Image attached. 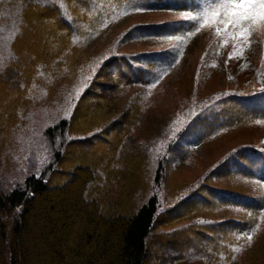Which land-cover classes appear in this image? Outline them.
<instances>
[{
  "label": "trees",
  "instance_id": "obj_1",
  "mask_svg": "<svg viewBox=\"0 0 264 264\" xmlns=\"http://www.w3.org/2000/svg\"><path fill=\"white\" fill-rule=\"evenodd\" d=\"M93 1L67 0L71 13H76L75 17L86 16L89 4ZM99 1L104 2L105 8L114 4H131L133 8L138 5L144 12L173 11L186 14L191 11L195 14L193 0H134V3H129V0ZM29 7L28 10L24 9L27 24L12 44L15 57L9 68L0 71V94L6 92L9 84V88L17 87L25 91L34 78H39L35 76L40 71L49 73L46 67L49 63L61 65L58 68L51 66V73L55 77L61 76L64 63L60 58L65 56V49L69 46L76 49V46L70 45L76 29L81 30L76 19L69 20L70 17L62 14L58 5L51 9L33 4ZM42 20L49 21L50 27L37 29L33 26ZM192 23L185 18L159 23H132L110 52L102 56L97 69L75 101L70 118L61 117L56 124L44 130L51 160L61 164L68 156L72 157L73 161H70L73 169L69 180L50 187L47 177L54 169L53 164L49 163L39 174L29 173L23 182L16 183L8 190L0 182V264H145L148 257H151L152 264H264V232L253 235L251 247L243 259L236 258L235 250L226 244L209 247L204 243L193 244L208 241L212 235L217 236L220 232L226 233L225 239L234 240L233 230L242 232L247 230V224H255L251 218H257L264 209V196H254L236 189L241 187L237 183L230 186L232 190H217L205 181L209 175L226 179L227 174L235 171L226 169L231 164L246 176L256 178L259 185H264L263 147L256 143L233 146L220 159L212 162L214 169L200 183L199 187H203L198 191H205L208 196L216 194L219 198L211 201L201 193L196 195L195 190L183 194L182 188L188 183L179 184L177 189L172 190L174 195L171 194L176 197L165 203L169 207L161 213H158L161 204L158 194L149 193L148 182L142 181L141 155L136 152V155L129 154L130 151H125L123 155L122 152L120 157L125 162L127 160L126 164L130 167L128 172L123 166V169L111 168V163L121 151L119 146L123 135L133 127L138 128L140 136H147L145 134L151 129L156 136H163L167 128L165 134L170 133L171 129L174 131V135L169 136L167 147L159 152L153 170L154 180L160 184L165 177V164H169V156L177 154L175 151L179 141L196 126L203 127V142L208 144L229 132L250 127L249 124L264 119V89H230L226 93L221 92L219 98L212 102L216 92L205 94L196 91L193 86V96L187 95L174 110H177V115L181 112L179 107L183 105L186 108L175 127L172 124L168 127L174 114L169 120L160 119L162 122L157 121L152 125V118L157 115L146 105V90L131 91L125 100L123 95L127 92L126 87L132 89L135 88L133 85L147 87L153 84L173 58L178 56L173 48L120 52L116 51L119 48L117 45H126L139 39L147 42L154 39L146 36L148 34H185ZM29 25L31 33H27ZM92 29L91 26L89 33H92ZM36 31L40 34L33 35L32 32ZM138 35L141 36L135 38ZM40 39L45 40H42L45 46ZM35 41H38L40 51L31 50L29 45ZM24 52L27 54L24 55ZM40 62L45 67L39 69ZM16 72H19L18 76ZM167 73L169 71L162 78ZM13 77L17 80L13 82L15 86L8 81ZM23 83L25 88L21 87ZM120 93L121 98H118ZM23 100L26 101V98ZM19 101L20 98L14 97L9 106L3 107L4 111L10 114V108H16ZM217 125H223L224 130L219 137L213 138L210 132ZM98 128L106 135L112 133V138L117 132L113 147L104 154L101 149L95 151L93 155L97 152L101 154L93 161L86 159L88 154L82 155L83 158L78 157L77 154L84 153L83 148L75 153L74 147H85L88 141L82 135ZM106 142L110 143V140L106 139ZM179 155H183V152ZM245 159H249L252 168L246 167L248 164L244 162ZM117 175H120L119 179L124 176L126 182L119 191V198L109 196V201L115 198L109 202L104 197L105 188L110 187ZM92 182L95 185L87 194L89 183ZM199 195L202 198L200 201L197 199ZM110 203L112 205L109 206ZM204 210L208 215H217V219L207 223L198 217L174 230L157 232L158 227L169 226L193 212ZM247 214L249 218H243ZM151 246L165 251L174 249L173 252L177 254L172 255V258L163 255L154 261L153 252L149 251Z\"/></svg>",
  "mask_w": 264,
  "mask_h": 264
},
{
  "label": "rangeland",
  "instance_id": "obj_2",
  "mask_svg": "<svg viewBox=\"0 0 264 264\" xmlns=\"http://www.w3.org/2000/svg\"><path fill=\"white\" fill-rule=\"evenodd\" d=\"M62 3L64 4L63 9L56 0H49L47 3L42 2V0H0V57L3 58L2 62H0V71L5 70L15 57V47H12V44L16 36L21 33L27 24L24 9L28 10L30 5L43 6L49 9L52 6L58 5L62 14L64 13L70 17L69 20L73 21V19H76V22L81 27V30L76 29V33H74L70 44L76 46V49L73 50L72 46H69L64 52L66 57L60 58L64 63V71L61 76L55 77L51 73L52 65L53 68L61 67V65H58L57 62L49 63L46 66L49 73H45L43 70L40 71L35 76L39 78H34L25 91L19 90L17 87L9 88V84L6 92L0 94V182L6 190L13 188L18 182H23L25 177L31 172L39 174L49 163L53 164L54 169V171H50L47 177V184L50 187L62 185L69 180L73 169V165L71 164V161H73L72 157L68 156V159L61 164L51 160L44 130L48 126L56 124L61 117H65L66 113H70L71 116L75 101L85 89L88 79L93 74V71L97 69L102 56L110 52L113 45H116L117 41H119L120 37L129 29L132 23H159L185 17V14L173 11H133L131 4H114L109 8H105L104 2L99 0L90 2L86 16L75 17L76 13H71L67 0H62ZM122 13L126 14L122 15ZM50 25L49 21L42 20L40 23L36 22L33 26L37 27V29H43L49 28ZM91 26L93 27L92 33H89ZM30 27L29 25L27 33H31ZM32 33L33 35H36L35 33L37 35L40 34L39 31ZM140 36L138 35L135 38ZM146 36L154 39L148 42L139 39L134 42H128L126 45L118 44L119 48L116 51L137 52L148 48H173L175 55L179 57L177 67L170 70L158 83H155L154 87L151 84L147 87L133 85L135 88H125V91H127L123 95L125 100L128 99L131 91L146 90V105H148L151 112L157 115L152 118V125L157 121L162 122L160 119H166L167 121L174 114V118L170 121L168 127L171 124L175 127L178 121L181 120L182 113L185 112L186 108L183 105L179 107L178 110L181 112L177 115H175L177 110H174L178 104H181L180 102L183 101V98L191 94L193 86L196 91L200 90L205 94L216 92L215 97L212 98V102H215L219 98L221 92L226 93L230 89H255L257 91L264 89V33L254 34L252 42L244 49L243 57H233L232 59H229V54L233 50L232 43L221 44L220 38L215 34V29L207 26L201 28L198 33H195L191 37H187L181 33L174 36H169L168 34H148ZM175 36H181L182 39L177 40ZM40 37L42 38V36ZM42 40L45 41L44 39H40L41 43H43ZM37 44L38 41L31 43L29 45L31 50L36 51L41 49ZM43 44L45 46V43ZM23 54L26 55L27 53L24 52ZM69 56H71V60H69ZM39 64V69L45 67L43 62ZM18 74L19 72H16V76ZM40 78L45 81V84ZM8 81L15 86L13 82L17 80L16 77H13L8 79ZM21 87L25 88V84L23 83ZM13 89L14 91H12ZM191 96L193 95L191 94ZM14 97L20 98V101L16 108H10L9 114V111H4L3 107L9 106ZM24 98H26V101L23 100ZM118 98H121V93ZM259 121L261 123H256L255 121L249 124L250 127L236 129V131L229 132L221 138L217 137L221 135L224 127L223 125H217L210 132L214 136L213 138L217 139L208 144L203 142V127L196 126L185 138L179 141V147L175 151L177 154L169 156V164H165L163 175L165 177H163L164 179L162 178L160 184L155 182L153 170L159 152H162L167 147L169 136H173L174 131L171 129L170 133L165 134L167 128L163 136H156L153 135L154 131L151 129L148 132L149 134H145L147 136L142 134L140 136L138 128L133 127L132 129L130 128L131 131L123 135L119 146V150L121 149V151L118 153L119 156L115 157L111 163V168L118 167L120 169L123 166L126 172H128L130 167L128 166L129 164H126L127 160L126 162L121 160L120 156L122 152H124L123 155L125 151H130L129 154L136 155L134 153L136 152L141 155L143 160L142 181L148 182L149 189L147 191L149 193L156 192L158 194L161 202L158 213L163 212L167 209L166 207H169L165 203L176 197L171 196V194L174 195L172 190H174L173 188L177 189L179 184L188 183V185L182 188L184 189L183 194L195 190L196 195L201 193L213 201L215 198H219V196L216 194L208 196L205 191H198V189L203 187H199L200 183L208 176L211 169H214L213 165H211L212 162L220 159L231 147L240 144L256 143L264 148V119ZM100 131L101 129L98 128L88 134L82 135L88 141H86L85 147H74L75 153H78L83 148L84 153L77 154L78 157L83 158L82 155L87 156L88 154L86 159L93 161L101 153L109 152V149L113 147L117 132H114V138H112V133L106 135ZM93 135L95 137L92 138ZM243 136L247 137V139H239ZM106 139L110 140V143L106 142ZM98 149L102 150L101 153L97 152V154L93 155ZM182 152L184 155L183 159V155H179ZM45 155L48 162L43 164V166H39V161L43 160ZM244 162L248 164L247 168H252L249 159H245ZM38 167L39 171H37ZM228 168L235 171L227 174L226 179L219 178L216 175L212 177L209 175L205 182L214 185L217 190H222L221 188L232 190L230 186L237 183L241 187L236 189L252 193L254 196H264V185H259L256 178L246 176L244 172L233 168L231 164L227 165L226 169ZM119 178L120 175H117L115 180L110 184V187L105 188L107 191L104 192V197H106L107 201H109V196H117L119 198V191H121L123 183L126 182L124 176L121 179ZM142 181L140 182L142 183ZM94 185L95 182L89 183L87 194ZM114 199H111L109 202H112ZM197 199L200 201L202 198L199 195ZM182 209L183 207H181ZM215 209L217 210L218 206ZM229 214L233 213L230 212ZM217 217V215L206 214L205 210L198 211L197 213L193 212L169 226L158 227L157 232L174 230L180 225L190 223L195 218L203 219L208 223L211 219H217ZM243 218L248 219L249 215L247 214ZM251 220L255 224H247L245 227L247 230L242 232H237V230L232 231L236 237L234 240L225 239L224 235L226 233L220 232L217 236L212 235L208 241L194 242L193 244L204 243L208 247L213 244H226L231 249H238V251L235 250V256L238 259H243L246 251L250 249L252 244V241H247V235L251 233L253 237L255 233L264 232V209L257 218H251ZM173 250L165 251L164 249L157 248V246H151L149 251L153 252L151 254L152 259L156 261L157 258L163 255L172 258V255L177 254ZM145 264H152L151 257H148Z\"/></svg>",
  "mask_w": 264,
  "mask_h": 264
},
{
  "label": "snow or ice",
  "instance_id": "obj_3",
  "mask_svg": "<svg viewBox=\"0 0 264 264\" xmlns=\"http://www.w3.org/2000/svg\"><path fill=\"white\" fill-rule=\"evenodd\" d=\"M42 2L47 3L49 0H42ZM56 2L60 3L62 9L64 8L62 0H56ZM129 3H134V0H129ZM142 10L138 5L133 8V11ZM193 10L195 14L190 11L184 17L186 20L193 22L186 30L185 35L191 37L205 26L214 28L221 44L231 42L233 45L229 59L243 57L244 49L252 42L253 35L264 33V0H193ZM175 39L181 40L182 37L175 36ZM2 59L0 57V62H2ZM178 61L179 57L173 58L169 67L153 83V87L162 78L163 74L170 71ZM69 116L70 113L65 114V118ZM256 123H261V121L258 120ZM69 139L71 138L69 137ZM47 162V156L45 155L44 159L39 161V166H43ZM37 171H39V167ZM252 238L251 233L246 237L248 242H251ZM235 250L238 251V249Z\"/></svg>",
  "mask_w": 264,
  "mask_h": 264
}]
</instances>
